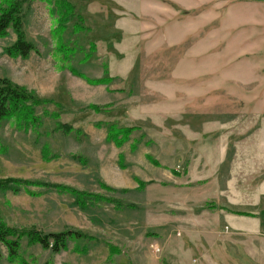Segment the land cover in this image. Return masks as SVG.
I'll use <instances>...</instances> for the list:
<instances>
[{"label":"rangeland","instance_id":"rangeland-1","mask_svg":"<svg viewBox=\"0 0 264 264\" xmlns=\"http://www.w3.org/2000/svg\"><path fill=\"white\" fill-rule=\"evenodd\" d=\"M29 1L35 51L7 55L9 29L0 78L43 103L35 125L0 121V180L22 182L0 190V225L91 240H22L0 264H249L229 230L264 208V0H65L58 48L54 5ZM109 126L131 129L120 147Z\"/></svg>","mask_w":264,"mask_h":264},{"label":"trees","instance_id":"trees-1","mask_svg":"<svg viewBox=\"0 0 264 264\" xmlns=\"http://www.w3.org/2000/svg\"><path fill=\"white\" fill-rule=\"evenodd\" d=\"M39 1L52 4L55 7V12L59 18V28L58 30L52 32V39L58 48L60 47L61 40L57 32L63 31L62 24L66 17L72 13L73 8L65 0ZM29 7V0H0V38H4L9 29L14 32L16 37L14 43L4 50L10 57L26 59L31 52L35 51L34 46L25 39L23 31L24 13ZM71 72L74 75L79 76L74 70H71ZM91 83L104 84L106 82L104 79H101ZM28 102L31 103L27 104ZM40 103L43 102L34 99L32 94L28 93L24 88L18 87L6 79L0 78V121L15 119L19 125L20 123L25 126L35 125L36 119L33 116L32 108L33 105H39ZM51 116L56 119L58 118L55 114ZM56 131H61V133L65 135L75 133L78 136L80 134L79 131L72 129L70 126L61 124L56 125ZM130 132V128L120 129L116 126H109L107 128L105 140L113 143L115 147H120L127 141V137H129ZM154 164L157 165L156 163ZM10 184L18 186L22 184V182L15 180H0V190L10 189ZM103 187L109 190L105 185ZM56 188L60 191H65L73 195L75 197L76 204L83 210H86L88 205L94 202L107 201L96 194L79 192L60 186ZM235 215L249 216L242 213H236ZM80 239L91 240V238L85 234L73 230L43 234L37 231H29L25 229L18 231L16 229L0 225V262L4 256L8 262L18 260L22 240H26L27 244H36L42 249L49 250L56 254L64 251L69 241Z\"/></svg>","mask_w":264,"mask_h":264},{"label":"crops","instance_id":"crops-1","mask_svg":"<svg viewBox=\"0 0 264 264\" xmlns=\"http://www.w3.org/2000/svg\"><path fill=\"white\" fill-rule=\"evenodd\" d=\"M249 215H251L249 218L243 216V219H240L236 228L238 231L233 229L237 234L229 230V236L232 239H238L241 240V242L247 243L246 252L249 257V264H264V208L260 209V211L249 210ZM228 216L233 217L235 215L230 214ZM232 219H234V217ZM244 223H249L250 225L249 234H244L242 230L240 224ZM231 227L233 228L232 225ZM239 247L241 248V246Z\"/></svg>","mask_w":264,"mask_h":264}]
</instances>
